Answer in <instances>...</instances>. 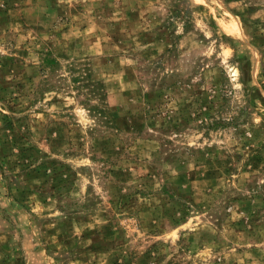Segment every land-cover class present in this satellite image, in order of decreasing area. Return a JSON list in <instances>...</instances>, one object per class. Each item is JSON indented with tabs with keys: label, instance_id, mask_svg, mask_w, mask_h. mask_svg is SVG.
Instances as JSON below:
<instances>
[{
	"label": "rangeland",
	"instance_id": "1",
	"mask_svg": "<svg viewBox=\"0 0 264 264\" xmlns=\"http://www.w3.org/2000/svg\"><path fill=\"white\" fill-rule=\"evenodd\" d=\"M0 264H264V0H0Z\"/></svg>",
	"mask_w": 264,
	"mask_h": 264
}]
</instances>
